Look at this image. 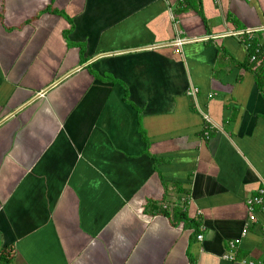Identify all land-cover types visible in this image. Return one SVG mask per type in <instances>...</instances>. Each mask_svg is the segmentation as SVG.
I'll return each mask as SVG.
<instances>
[{"label":"crops","instance_id":"0c3cea01","mask_svg":"<svg viewBox=\"0 0 264 264\" xmlns=\"http://www.w3.org/2000/svg\"><path fill=\"white\" fill-rule=\"evenodd\" d=\"M263 25L264 0H0L13 263L264 264V203L246 205L264 187V80L245 66Z\"/></svg>","mask_w":264,"mask_h":264},{"label":"built area","instance_id":"2783aa9c","mask_svg":"<svg viewBox=\"0 0 264 264\" xmlns=\"http://www.w3.org/2000/svg\"><path fill=\"white\" fill-rule=\"evenodd\" d=\"M262 31H264V25L261 26L260 28ZM249 31V30H248ZM239 32H242V31H237L235 33H239ZM187 39L185 38H181V37H178V38H175L173 41H171L169 43V45L174 49V53L176 54H179L181 53V47L182 45L186 42ZM261 53L262 56L264 57V49L260 48V47H256L255 50H254V53H252L250 56H249V60L250 61H255L258 54ZM188 93L187 94H193L195 95L196 92H197V88L196 87H193L191 86L189 88V90L187 91ZM211 96V95H209ZM204 115V119L205 120H208L211 122V119L208 117V114L205 113L203 114ZM212 123V122H211ZM213 125L217 126L216 124L212 123ZM219 127V126H217ZM208 127H204V135L205 136H208ZM263 202L264 203V187L259 191V194L256 195V196H253L252 198H249L246 200V205H247V210L249 211L250 214H253L255 211L253 210V203H261ZM246 234L245 231H243L239 237L237 238H234L233 240L229 241V245L230 247H235L241 240V238ZM202 235L199 234L198 235V239H201ZM224 258L226 259H229L231 261H234L235 260V257L233 255L232 252H227L224 254ZM236 264H262L260 261H257L253 258H241V259H238L237 261H235Z\"/></svg>","mask_w":264,"mask_h":264},{"label":"trees","instance_id":"16d2710c","mask_svg":"<svg viewBox=\"0 0 264 264\" xmlns=\"http://www.w3.org/2000/svg\"><path fill=\"white\" fill-rule=\"evenodd\" d=\"M258 41L255 39L254 43L252 44V46L250 47L251 52L249 54V56L254 53L255 50V45ZM262 49H264V42L262 43V45H260ZM249 56H248V65H245L246 67H248L251 71L254 72V75L256 76V78L258 79V83L260 85H262V82L264 80V57L262 56L261 53L258 54L257 58L255 61H250L249 60ZM175 212H179L178 214H174V216L179 220L183 221L184 223H188L190 225H193V228L195 230L196 233H199V226H200V222L197 221L194 218H189L186 214L185 211H182L178 206H176L174 208ZM162 212H165L164 210ZM166 213V212H165ZM13 248L12 246H0V264H14L13 263Z\"/></svg>","mask_w":264,"mask_h":264},{"label":"rangeland","instance_id":"374dc122","mask_svg":"<svg viewBox=\"0 0 264 264\" xmlns=\"http://www.w3.org/2000/svg\"><path fill=\"white\" fill-rule=\"evenodd\" d=\"M147 200H148V202H152V201H154L153 199H147ZM174 201H176V200H174ZM148 202H147V203H148ZM173 203H174V202H173ZM173 203H172V204H173Z\"/></svg>","mask_w":264,"mask_h":264}]
</instances>
